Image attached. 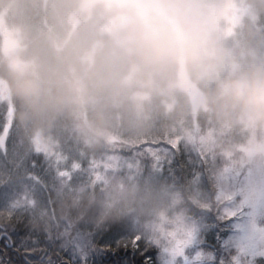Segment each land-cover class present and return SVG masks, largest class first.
Wrapping results in <instances>:
<instances>
[{
	"label": "clouds",
	"instance_id": "9594fccd",
	"mask_svg": "<svg viewBox=\"0 0 264 264\" xmlns=\"http://www.w3.org/2000/svg\"><path fill=\"white\" fill-rule=\"evenodd\" d=\"M0 107L26 149L66 163L157 136L214 157L206 186L109 175L0 211L43 230L127 222L163 245L221 191L264 194V0H0Z\"/></svg>",
	"mask_w": 264,
	"mask_h": 264
},
{
	"label": "trees",
	"instance_id": "16d2710c",
	"mask_svg": "<svg viewBox=\"0 0 264 264\" xmlns=\"http://www.w3.org/2000/svg\"><path fill=\"white\" fill-rule=\"evenodd\" d=\"M5 124V110L0 107V135ZM112 156V166L104 171L103 181L96 184L92 183L90 160L74 158L79 168L72 172L67 186H96L109 175L174 186L208 183L199 152L188 141L173 145L171 140L157 136L143 146L128 144ZM56 167L44 155L26 149L15 126L9 128L0 145V211L13 206L20 193L37 192L43 198L47 189L62 184ZM137 237L127 222L37 229L23 205H16L8 220L0 219V264H163L156 245Z\"/></svg>",
	"mask_w": 264,
	"mask_h": 264
},
{
	"label": "snow or ice",
	"instance_id": "6c2138e0",
	"mask_svg": "<svg viewBox=\"0 0 264 264\" xmlns=\"http://www.w3.org/2000/svg\"><path fill=\"white\" fill-rule=\"evenodd\" d=\"M9 128L6 123L4 135H0V145ZM177 142L172 141L173 145ZM189 143L193 144L191 140ZM196 149L204 165V172L211 179L214 157ZM35 151H42L38 142ZM45 155L46 158L52 156L57 165L56 176L62 185L67 186L72 172L79 168V164L74 160L70 164L66 163L68 157L64 155L47 152ZM113 160V156L90 160L93 184L103 181V173L112 166ZM216 200L219 206L215 210L210 205L202 206V211L207 214L194 219L179 236L167 233L161 237L165 241L163 245L160 241L154 242L164 264H264V194L237 199L236 193L221 191ZM27 203L31 205L33 201L28 200ZM206 219L211 220V223H206Z\"/></svg>",
	"mask_w": 264,
	"mask_h": 264
},
{
	"label": "rangeland",
	"instance_id": "374dc122",
	"mask_svg": "<svg viewBox=\"0 0 264 264\" xmlns=\"http://www.w3.org/2000/svg\"><path fill=\"white\" fill-rule=\"evenodd\" d=\"M6 123H7V121H6ZM8 133V132H7ZM1 135H4V132H2V134ZM6 136H7V134L5 135V138H4V140L6 139ZM162 262H163V260H162ZM163 264H164V262H163Z\"/></svg>",
	"mask_w": 264,
	"mask_h": 264
}]
</instances>
